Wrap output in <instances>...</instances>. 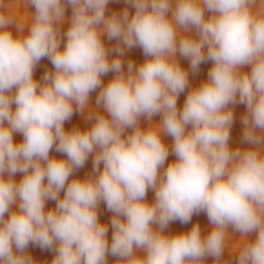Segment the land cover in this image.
Returning <instances> with one entry per match:
<instances>
[{
	"label": "clouds",
	"instance_id": "1",
	"mask_svg": "<svg viewBox=\"0 0 264 264\" xmlns=\"http://www.w3.org/2000/svg\"><path fill=\"white\" fill-rule=\"evenodd\" d=\"M110 2L25 0L35 11L19 17L0 0V264H37L30 244L53 250L51 264H229V228L236 264H264V0H126L133 13H108ZM135 47L145 59L125 68ZM178 55L193 74L211 61L207 79L189 89ZM238 103L243 149L230 146ZM75 112L90 126L65 130ZM90 155L92 173L70 180ZM201 212L207 235L198 223L166 234Z\"/></svg>",
	"mask_w": 264,
	"mask_h": 264
},
{
	"label": "rangeland",
	"instance_id": "2",
	"mask_svg": "<svg viewBox=\"0 0 264 264\" xmlns=\"http://www.w3.org/2000/svg\"><path fill=\"white\" fill-rule=\"evenodd\" d=\"M10 7L19 17H27L28 13H34L35 11L33 6L25 5V0H10ZM125 7L129 8L130 13L134 12V9L130 5L126 4V0H111L109 5L107 6V12L108 13H111L113 11L121 12ZM70 16H71V7L66 6L65 17L69 18ZM67 27H68V24L65 23L62 26V31H66ZM10 30L15 34L16 29L14 25L10 26ZM103 39L105 42V46L109 49L115 47L117 43L115 40L109 41L107 37H104ZM144 59L145 57L143 55L141 48L135 47L131 50H127L124 56L125 68H126V64L128 60L133 61L135 65H139L144 61ZM177 59L179 60L181 66L189 72V89L192 87L199 86L201 82L207 79L208 71L211 68V61L202 63L199 67L198 72L193 74L189 67V60L183 57H180L179 55L177 56ZM46 70H52V64L47 57L43 58L37 65L34 71V78L39 81L44 75ZM245 71H250V69L246 68ZM113 75L114 74L110 72L106 76H104L102 78L103 83L106 84L109 80L113 78ZM189 89H185V92L181 93L180 96L178 97V101H177L178 108L182 109L183 103L186 99V95ZM98 92H99V89H97L96 91L90 94L89 104L92 107H95L96 97L98 95ZM233 112H234V122L231 128L230 146L233 149L237 147L243 149V148H246L247 145L242 142L243 125L241 123V120H242L243 115L246 112V107L245 105L238 103L237 105L234 106ZM153 121L155 123H160L161 117L159 115H156L153 117ZM89 126H90V122L86 121L85 114H81L79 112H75L73 116L71 117V119L66 121L64 125L65 130H71L73 127H79L83 130ZM141 126L147 127V121L143 118L141 119ZM22 139L23 137L20 134L18 133L14 134L15 142L17 143L22 142ZM162 140L169 147V156L165 164L166 166L167 163H171L172 161L175 160V156L171 150L173 139L170 136L163 135ZM50 155L58 159L65 158L63 154L56 152L55 147L50 152ZM92 161H93V156L90 155L85 165L82 168L75 170L73 173V176L70 177L69 179L70 180L72 178L83 179L85 176L91 174L92 167H93ZM14 179L17 182H19V180L22 179V174L17 173ZM61 195H63V193H61ZM146 199L149 202H152L154 200V192L151 189L148 191ZM54 207H55V202L49 200L46 204V208L51 209ZM111 217H112V213L108 211L106 205L103 202H101L99 206V219L101 223L106 224L109 227V232H108L109 242L111 241V235H112V229L110 225ZM197 223L200 225L202 235H207L208 232L211 230V225L208 221L207 215L204 212H201L199 214L193 215L191 222L188 224H181L179 221L170 223L169 226L165 229V232L166 234H176V233L186 232V231H189L191 227ZM229 233L232 236V239L229 241V248L225 249L222 258L225 261H228L229 264H236V254L231 252V245L235 246V244L237 243L239 239V234L233 233L231 228H229ZM254 238H255V234L249 237V239H254ZM27 252L33 257V259L37 262V264H51V261L55 255V252L53 250L41 249L31 244L29 245ZM138 254H142V253H138ZM212 260H213L212 257H208L206 259V264H212ZM115 261H116L115 257L111 255L107 257V264H115Z\"/></svg>",
	"mask_w": 264,
	"mask_h": 264
}]
</instances>
